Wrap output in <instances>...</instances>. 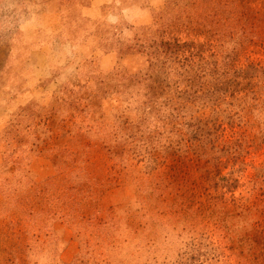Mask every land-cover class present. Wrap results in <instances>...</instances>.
Listing matches in <instances>:
<instances>
[{"label": "rangeland", "instance_id": "1", "mask_svg": "<svg viewBox=\"0 0 264 264\" xmlns=\"http://www.w3.org/2000/svg\"><path fill=\"white\" fill-rule=\"evenodd\" d=\"M0 264H264V0H0Z\"/></svg>", "mask_w": 264, "mask_h": 264}, {"label": "crops", "instance_id": "2", "mask_svg": "<svg viewBox=\"0 0 264 264\" xmlns=\"http://www.w3.org/2000/svg\"><path fill=\"white\" fill-rule=\"evenodd\" d=\"M90 10L91 9H88V11ZM51 16L53 17L55 15L51 14ZM49 35L53 36L51 32H49ZM68 40H66L67 45H64L63 48L67 49L68 47L72 49L76 46H79V40H74L70 38ZM50 44L51 43L47 41V43L45 42L40 44L39 46L31 47L29 49L27 65L31 70L36 71L38 68H42V66H44L46 59L50 57L51 53L54 52L52 51V47ZM61 57L64 58L62 59L60 67H56V77H54V80L60 83H65L71 75V63L67 58V55H61ZM48 86V89H52L50 85Z\"/></svg>", "mask_w": 264, "mask_h": 264}, {"label": "trees", "instance_id": "3", "mask_svg": "<svg viewBox=\"0 0 264 264\" xmlns=\"http://www.w3.org/2000/svg\"><path fill=\"white\" fill-rule=\"evenodd\" d=\"M165 49H166V54L165 56L166 57H163L161 59V57L158 56V58H151L150 57V60H152V64H153V61L154 63L158 62V61H161L162 62V68H161V71H163V69L167 68L168 66H170V68H172V63H174V60H171L173 58V56L175 55V51L179 48V45L176 43L174 45H171L170 43H165L163 44ZM171 58V59H170ZM168 69V68H167ZM156 71H151V73H154ZM151 76H148V79L150 80ZM151 81V80H150Z\"/></svg>", "mask_w": 264, "mask_h": 264}]
</instances>
